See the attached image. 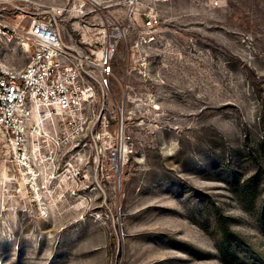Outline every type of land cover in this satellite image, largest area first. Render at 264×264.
<instances>
[{
  "label": "rangeland",
  "instance_id": "374dc122",
  "mask_svg": "<svg viewBox=\"0 0 264 264\" xmlns=\"http://www.w3.org/2000/svg\"><path fill=\"white\" fill-rule=\"evenodd\" d=\"M0 14L17 64L32 16L75 62L110 35L94 113L127 139L117 166L107 151L80 170L90 181L35 185L0 130V264H264V0H0Z\"/></svg>",
  "mask_w": 264,
  "mask_h": 264
},
{
  "label": "built area",
  "instance_id": "2783aa9c",
  "mask_svg": "<svg viewBox=\"0 0 264 264\" xmlns=\"http://www.w3.org/2000/svg\"><path fill=\"white\" fill-rule=\"evenodd\" d=\"M155 21L145 16L143 26ZM8 24L0 14V130L23 173L30 181L40 174L66 185L90 181L80 170L96 168L98 153L107 151L104 163L117 166L127 141L123 119L111 126L93 106L107 96L116 41L109 35L75 62L51 19L32 16L11 46L26 56L17 64L3 57Z\"/></svg>",
  "mask_w": 264,
  "mask_h": 264
},
{
  "label": "bare ground",
  "instance_id": "6f19581e",
  "mask_svg": "<svg viewBox=\"0 0 264 264\" xmlns=\"http://www.w3.org/2000/svg\"><path fill=\"white\" fill-rule=\"evenodd\" d=\"M37 176H38V175H37ZM32 180H34V184L36 185L37 183H36V179H35V177H33Z\"/></svg>",
  "mask_w": 264,
  "mask_h": 264
}]
</instances>
